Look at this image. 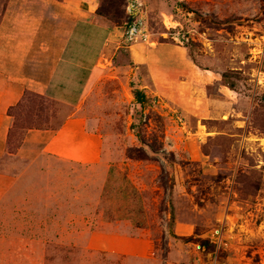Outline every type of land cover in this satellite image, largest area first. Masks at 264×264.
<instances>
[{"label":"rangeland","instance_id":"1","mask_svg":"<svg viewBox=\"0 0 264 264\" xmlns=\"http://www.w3.org/2000/svg\"><path fill=\"white\" fill-rule=\"evenodd\" d=\"M142 1L148 37L131 42L146 43L129 50L135 63L124 29L81 24L70 54L78 32L86 50L60 56L77 65L58 79L76 99L89 89L83 104L25 93L12 110L54 131L78 109L102 145L98 161H73L41 151L46 133L21 157H0L12 176L0 190V264H264V0ZM113 40L91 85L89 67ZM184 50L204 111L150 95L141 110L131 84L171 93L188 70ZM22 144L15 131L7 150Z\"/></svg>","mask_w":264,"mask_h":264},{"label":"crops","instance_id":"2","mask_svg":"<svg viewBox=\"0 0 264 264\" xmlns=\"http://www.w3.org/2000/svg\"><path fill=\"white\" fill-rule=\"evenodd\" d=\"M97 5L98 3L95 0H8L6 2V6L0 12V157H21L24 143H33L35 139L39 138L42 140L46 133H49V139L43 141L44 145L41 146L42 152L73 161L83 158V161L94 162L100 158L99 149L102 145V137L88 131L86 121L80 115L78 109L72 112L54 131L28 129L23 139V146L16 148L13 152L7 150V135L12 124V117L8 115V109L22 100L24 92H33L63 104H83L89 89L83 93L81 92L76 99L74 94L79 90L58 79L60 74L68 76L66 66L75 68V65H77V63L73 64L68 60H63L60 56L74 55L80 61L82 50L85 52L88 43V36L85 33L78 32V48H75L74 53L70 54L71 41H74L71 39L70 32L74 30V27L81 24L86 28L92 25H102L101 28L111 27L114 35H116L115 30L117 29H124L123 31H125L124 27L112 26L103 18L97 16L95 14ZM112 42L114 48L111 49L106 46L102 53L103 56L94 61L93 65L89 67L90 70L93 69L91 71L93 72V80L90 79L92 81L91 85L95 83L94 77L100 73L98 65L102 64L103 58H106L111 50L118 48L117 44L114 46V40ZM141 43L127 45V53L132 61H134L133 55L129 50H135V46ZM152 43L154 42L152 41ZM143 44L146 45V43L141 45L143 46ZM161 44L162 42L155 43V46H148L147 44V47L154 49ZM177 47L180 50L181 48L184 49L179 45ZM184 51L183 55L179 53L178 62L188 70L177 81L176 85L172 84L173 86L164 88V90H170L171 93L166 95L162 90L163 88L154 86L151 80H149V91L145 90L142 85H137V87L142 88L147 96L171 100L177 109L180 107L181 109H188L191 114L195 113L193 111H198L196 114H200L201 111H204L201 109L205 106L203 104L205 99L194 97L189 93L190 79L195 64L188 52ZM147 57L148 62L144 65L149 69L153 65V61H150L149 54ZM178 99L183 100V102ZM32 150L33 148H31L29 154ZM73 150L76 152H73ZM75 156H78V158ZM3 176L8 175L0 173V190L2 188L6 189V183L9 181L5 177L2 178ZM11 177L8 179H11Z\"/></svg>","mask_w":264,"mask_h":264},{"label":"trees","instance_id":"3","mask_svg":"<svg viewBox=\"0 0 264 264\" xmlns=\"http://www.w3.org/2000/svg\"><path fill=\"white\" fill-rule=\"evenodd\" d=\"M95 1L98 3L97 8L95 10V14L97 16L103 18L104 20H106L112 26L124 27L126 29L127 26L131 23L132 18H130L128 16V14L126 13V8H125L126 2H127L126 0H95ZM202 18L208 19L209 17L202 16ZM213 21L218 22L216 20H213ZM194 64L196 65L195 62H194ZM130 90H131L130 92L133 96V99L140 106L141 110H144L148 106H150V104H152L153 100L155 99V98H151V97L147 96L142 88H138L137 86H133V84H131ZM25 93H28L30 95H34V96H36L40 99H43V100L47 99L44 96L33 93V92L27 91V92H24V94ZM23 99H24V95L22 97V100L18 104H15L8 109V115L12 117V124L8 130V135H7L8 140H9V135H11L15 131H16L18 137H20V139L23 140L22 135L24 136V134H26L28 129H41L42 128V127H40L38 122H36L37 124L34 123L32 118L30 119L31 121H29L30 123H28V124H27V120L24 117H21L20 118L21 120H19L18 118L16 119L12 110L17 109L18 105L23 102ZM49 102L53 103V101H49ZM33 112H36V111H30L29 113H33ZM18 147H20V145H18L17 148ZM143 158H145V155L141 154L140 159H143ZM200 243L202 245L209 246L208 240H200Z\"/></svg>","mask_w":264,"mask_h":264},{"label":"built area","instance_id":"4","mask_svg":"<svg viewBox=\"0 0 264 264\" xmlns=\"http://www.w3.org/2000/svg\"><path fill=\"white\" fill-rule=\"evenodd\" d=\"M126 13L132 18L131 23L124 31V40L128 43L136 40L147 42L148 34L146 32V23L142 16L144 9V2L142 0H126ZM155 102V101H154ZM218 235L217 230L213 232L212 237ZM216 241V240H215Z\"/></svg>","mask_w":264,"mask_h":264}]
</instances>
